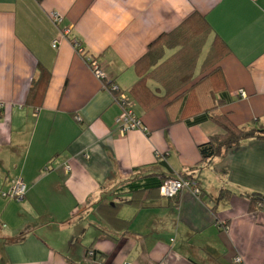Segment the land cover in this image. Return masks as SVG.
Masks as SVG:
<instances>
[{
    "label": "crops",
    "instance_id": "0c3cea01",
    "mask_svg": "<svg viewBox=\"0 0 264 264\" xmlns=\"http://www.w3.org/2000/svg\"><path fill=\"white\" fill-rule=\"evenodd\" d=\"M196 17L212 32L195 77L218 36L228 50L213 79L228 99L218 111L264 129V0H0V194L16 181L26 187L20 202L0 195V264H264V202L248 196L264 198V140L198 166L197 147L220 130L186 125L195 100L181 113L154 99L162 91L152 80L131 92L149 45ZM112 85L145 132H117ZM163 173L194 175L200 196L193 186L173 200L128 189ZM220 190L230 195L216 202Z\"/></svg>",
    "mask_w": 264,
    "mask_h": 264
},
{
    "label": "trees",
    "instance_id": "16d2710c",
    "mask_svg": "<svg viewBox=\"0 0 264 264\" xmlns=\"http://www.w3.org/2000/svg\"><path fill=\"white\" fill-rule=\"evenodd\" d=\"M211 32L209 23L203 18L196 17L191 24L186 22L171 35L159 38L150 44L147 53L135 64L138 80L131 88V92H136L144 88L146 81L152 80L158 86L157 92L162 91V95L154 96V99L161 102L168 101L166 107L179 105L181 113L186 109L189 101L195 100L198 112L194 117L185 121L186 125L190 127L211 122L220 130V134L210 137L206 143L197 147L200 156L198 166L216 157L224 156L227 152L239 148L246 141L264 140V129L238 127L233 124L227 114L218 111L219 104L228 100L225 98L224 89H219L217 84L215 86L213 84V79L221 73L218 62L228 51L224 41L218 36L213 39L199 75L196 77L194 75L198 57ZM175 48L177 50L171 56L165 57V50ZM221 83L223 86V80ZM113 94H117L119 98L121 93L114 91ZM157 161L160 166L167 168L163 157ZM166 179H180L194 185L196 183L194 175L190 173H182L178 176L163 173L144 177L139 184L130 183L128 189L135 193L157 191L160 195V188ZM200 194L199 190V196ZM178 195L179 193L173 198L165 199L173 200ZM229 195V191L220 190L215 201L227 200ZM248 196L252 205L264 202V198L259 195ZM98 209L109 224L118 229L125 228V222L111 213L113 211L107 212L100 204ZM78 238L74 237L73 241H77ZM89 253L91 256H88ZM85 255L94 259L96 256L91 249L87 250Z\"/></svg>",
    "mask_w": 264,
    "mask_h": 264
},
{
    "label": "built area",
    "instance_id": "2783aa9c",
    "mask_svg": "<svg viewBox=\"0 0 264 264\" xmlns=\"http://www.w3.org/2000/svg\"><path fill=\"white\" fill-rule=\"evenodd\" d=\"M51 19L55 25L60 24L62 21V17L58 14H55V13H53L51 15ZM71 44H72L73 48L75 49V52L79 56L84 57L86 63L90 67L93 75L97 79L102 80L104 78V74L100 70L97 62L84 55L85 54L84 49L81 47V45L77 41L74 40L71 42ZM52 46H53V48L56 47V41L53 42ZM110 91L111 92L118 91V88L116 86L112 85V86H110ZM117 102L119 103V105L121 106V109H122L120 115L115 120V126H116L117 132L122 136L125 135L127 132L133 131V130H139V131L145 132L146 129L142 125L141 120L134 116V114L132 113V111L130 109L129 102L127 101V99L122 94L119 95ZM2 108H3V105L0 104V110ZM65 170L68 171L69 168L66 167ZM190 186L194 187V189L192 190L193 194L198 196L199 190L196 188V186L194 184H190V183L182 181L180 179H178V180L166 179L160 188V196L163 198H173L178 193H180L184 188H189ZM25 194H26L25 185L21 181H16L12 185V187L8 193H1L0 195H2L3 197L14 199L17 202H20L23 200V197L25 196ZM89 255L91 256V253H89ZM235 262L239 263V262H241V259L235 258Z\"/></svg>",
    "mask_w": 264,
    "mask_h": 264
}]
</instances>
